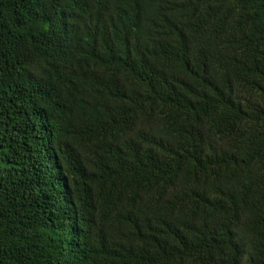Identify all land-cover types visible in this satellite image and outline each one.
<instances>
[{
	"label": "trees",
	"instance_id": "trees-1",
	"mask_svg": "<svg viewBox=\"0 0 264 264\" xmlns=\"http://www.w3.org/2000/svg\"><path fill=\"white\" fill-rule=\"evenodd\" d=\"M0 264H264V0H0Z\"/></svg>",
	"mask_w": 264,
	"mask_h": 264
}]
</instances>
